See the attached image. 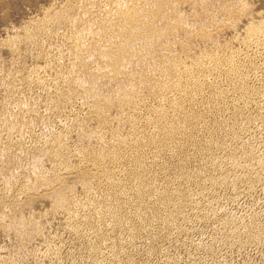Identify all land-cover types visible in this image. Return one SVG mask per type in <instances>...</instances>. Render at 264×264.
<instances>
[{"label":"rangeland","instance_id":"obj_1","mask_svg":"<svg viewBox=\"0 0 264 264\" xmlns=\"http://www.w3.org/2000/svg\"><path fill=\"white\" fill-rule=\"evenodd\" d=\"M0 264H264V0H0Z\"/></svg>","mask_w":264,"mask_h":264},{"label":"bare ground","instance_id":"obj_2","mask_svg":"<svg viewBox=\"0 0 264 264\" xmlns=\"http://www.w3.org/2000/svg\"><path fill=\"white\" fill-rule=\"evenodd\" d=\"M127 22V21H126ZM126 47H125V45H123V46H121L120 48H119V50H123V49H125ZM114 55H116L114 52H110V54H109V56H110V60H113L114 58H113V56Z\"/></svg>","mask_w":264,"mask_h":264}]
</instances>
